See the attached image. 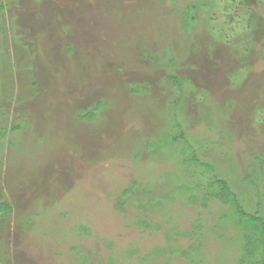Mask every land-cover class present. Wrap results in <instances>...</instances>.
Returning <instances> with one entry per match:
<instances>
[{"label": "rangeland", "instance_id": "obj_1", "mask_svg": "<svg viewBox=\"0 0 264 264\" xmlns=\"http://www.w3.org/2000/svg\"><path fill=\"white\" fill-rule=\"evenodd\" d=\"M192 1L2 0L0 114H8L6 124L0 117V203L12 209L0 215V264H261L264 230L246 241L236 212L225 215L229 206L209 200L204 186L209 165H237L254 178L253 156L264 154V5L247 0L248 19L256 17L243 47L254 54L238 78L229 42L183 28L181 10ZM217 1L215 31L243 9L241 0ZM184 95L188 141L159 152L172 161H149L146 150L135 160L139 140L173 131L164 119L146 121L141 105L163 118ZM207 99L212 110L202 117ZM98 101L97 118H79ZM18 124L26 126L12 131ZM227 179L245 195L244 210L264 218V184ZM204 181L197 198L194 184ZM169 228L186 234L168 239Z\"/></svg>", "mask_w": 264, "mask_h": 264}, {"label": "trees", "instance_id": "obj_2", "mask_svg": "<svg viewBox=\"0 0 264 264\" xmlns=\"http://www.w3.org/2000/svg\"><path fill=\"white\" fill-rule=\"evenodd\" d=\"M216 1L217 0H211V1L210 0H201V1L200 0H194L192 2H189L181 10L183 28L185 29V31L187 33H189V35H191L194 30H197V31H201V30L205 31L206 30L207 32L213 33L214 37L216 39H218L219 41L229 42L231 44V52L233 53V59H235L234 62L237 64L236 68L234 69L235 71L233 70L230 72H232L231 74H234V75H236V77L239 78L241 76V75L239 76V68L241 70L242 67L247 64V61H249L250 58H253V54H254L253 50L254 49L252 50L250 47H247V46L243 47V44L245 43V41L248 38H250V36H254V32H252V31L254 28L253 24L255 23L254 17H256V16L248 19V17L250 15H252L251 11L253 9L251 8V6L248 5L247 0L246 1L241 0L240 4L243 7V9L241 8V10L238 11V13H236V15H233L235 13H229V16H228L229 20L228 19L225 20L223 23V27L220 28L219 30L215 31L213 25L209 24V20L211 19V15H212V11H213L211 9V7L212 6L216 7L218 5L217 4L218 1L217 2ZM256 1H258V3H262L264 5V0H256ZM224 3H225L224 4L225 5L224 10L227 11L228 9H230L229 7L231 5H229L225 1H224ZM6 7H7V4L3 3L2 0H0V17H1V13H3L5 11ZM1 20H2V18H0V22H1ZM11 21H12V19H11ZM228 28H231V29H229L230 33H232V32H234V33L227 34L226 29H228ZM228 35L232 36L231 38H229L230 40L227 39ZM6 37H7L6 29H2V26H0V39H2L0 41H3ZM24 45L26 46V44H24ZM185 48H186V50H188L189 47L186 46ZM72 50L73 49L71 47H69L68 53L71 54ZM4 56L0 54V57H1L0 60L1 59H2V61L5 60ZM34 56H32V57H34ZM171 63L174 65H177L176 60L174 58L171 60ZM243 63H245V64H243ZM241 64H243V65H241ZM10 71H11V69H10ZM9 74L11 75L12 73L9 72ZM171 77H172L171 79L173 81H179L180 80L177 75H172ZM10 80L13 81V78H10ZM181 80H184V79H181ZM259 81H260V85L264 86V76H262L259 79ZM35 84H37L36 81H34L33 85H35ZM141 91H142L141 89L134 88V87H132V89H131V92L134 95H139L140 93H142ZM186 98H187L186 95L177 96V98L174 101H171L170 104L172 106H166V107L169 108L172 113H170L171 115L168 116V114L166 113V108H165L162 112L163 118L156 117L157 112L155 113L153 111H150L153 108L150 103H149V105H151L152 108L149 107L148 109L144 108V106L141 105L142 109H143V110H141V113L144 115L146 114V121L150 118L153 120H156V121H158L159 119L160 120L164 119L168 123L173 124V127L171 128L173 131L168 132L167 130L166 131L161 130V132H160V130H159V132L156 134V136L151 137V139H146L145 141L143 139L139 140V142H137L135 144V148H136V154H134L135 160H139V161L142 160L143 154L146 150L149 153L148 155L150 156L149 161L156 160L159 163L164 161V160L172 161L169 159L167 160L164 158H159V152H161L162 149L165 146H167V143H169V142L173 143V142H178L180 140H183V143H186V141H188L187 140V131H186L185 127L182 125V117L179 114V112L182 111L181 114L184 116L183 110L185 109V107L187 105L186 104L187 103ZM208 99L206 101H204L205 110L203 109V111H202V117H207L206 108L207 107L211 108L212 107L211 105H213L212 103H210V101ZM167 103H168V101H167ZM103 104H104L103 101H98L96 103L95 109L93 111L88 110L85 113H79L78 114L79 118H81L82 120L97 118V116H98L97 112L99 109H101V107H103ZM262 107H264V104H262L261 108ZM211 110H212V108H211ZM7 114H8V112H2L0 114V117L2 118V120H1V118H0V120L4 124H6V117L3 118L2 116L7 115ZM210 115L211 114H209L208 118L210 117ZM211 117H213V116L211 115ZM108 119H110V118H108ZM258 121L264 123V114L260 118V120H258ZM25 126H26V124L25 125L24 124H18V125L13 127L12 131H15L16 129H19L21 127L24 128ZM5 133H6V129L5 128L3 129L1 126L0 127V139H2L4 137ZM186 147L187 146H184L185 150L187 149ZM251 166L254 168V172H253L254 178L251 176V174L250 175L246 174L245 176H241L238 172L239 167L237 165H234L233 171H230L232 169H227V171L223 170L222 168L215 169V165H213V166L209 165L208 173H209V176L213 175V177L210 180V182L208 183L209 185L206 184L207 186H204L205 187L204 188V194L209 195V200H211L212 198H216V199H219L223 205L229 206L230 211L226 212L225 215L230 216L231 209L234 212H236V216L232 215L233 219H235V221L239 222V225H241L242 230H243V235H245L246 241L252 242L254 240V237L256 236V233H257V236H259V232H261V229L264 230V218L257 216L256 214L254 215V214L248 213L244 210L243 205H244L245 195L237 193V191L234 190V188H233V184H231L230 181L227 179L228 177H231L233 180H239L240 181L239 176L242 179L249 177L250 180L255 179V181H256V183H252V184H254L253 187L256 189L260 188V186L262 184H264V154H261V153L257 154V155L255 154L253 156V161H252ZM234 174H236L237 177L236 176L234 177ZM250 180L248 181V183H250V185H252ZM199 181H202V179ZM245 183H247V182H245ZM260 183H261V185H260ZM203 184H205V181L203 183L194 184V187H193L194 192L193 193H195V196H197V198H199L198 197L199 195H196V191L199 190L201 187H203L202 186ZM136 187H137V183L135 182L130 189L128 188V189H125L123 191V194L121 195L119 203H118L119 208H122L123 210H125V208L122 207V202L124 200V197L126 195H128V193H130V192H136V190H137ZM209 187H212V189H210ZM213 187H214V190H213ZM226 197L228 198L227 200H222V198L224 199ZM202 198H204V197H201V199ZM195 200H197V199H195ZM139 205H142V204L140 203ZM202 207H205V206L202 205ZM8 209H12V205L6 204V203L5 204L0 203V215L5 213V210H8ZM238 216H240V217H238ZM200 218L201 217L198 218L199 221H200ZM196 222H197V220H196ZM140 223L142 226L148 225V221H146L142 218L140 219ZM196 225H197V223H196ZM159 226H160V224H157V227H159ZM197 227L199 228L198 225H197ZM172 228H174V227H172ZM85 230H87V229H85ZM169 230H170V232H169ZM187 232H189V231H187ZM180 233H182V231L179 228H175L174 230H171L169 228L167 238L170 239V237H172V236L176 237ZM182 234L185 235L186 233H182ZM262 242L258 243L257 246L263 245ZM198 244H199V241H198ZM194 245L195 246H191V248L195 249L198 247L197 244H194ZM257 246L255 247V249L257 248ZM247 248H248V252L250 251V253L254 250V249L252 250V247L250 245H248ZM151 253L148 255L149 257H151L153 255V254L151 255ZM160 253H163V250L161 248H157V251L154 252L155 255L160 254ZM172 253L173 252H171V254ZM181 253L185 254V256H187L189 259H191V255H192L191 252H185L181 248ZM261 264H264V258L262 259Z\"/></svg>", "mask_w": 264, "mask_h": 264}]
</instances>
